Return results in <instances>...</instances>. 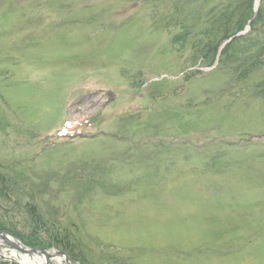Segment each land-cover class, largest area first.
I'll list each match as a JSON object with an SVG mask.
<instances>
[{
  "label": "rangeland",
  "instance_id": "obj_1",
  "mask_svg": "<svg viewBox=\"0 0 264 264\" xmlns=\"http://www.w3.org/2000/svg\"><path fill=\"white\" fill-rule=\"evenodd\" d=\"M170 4L0 0V222L64 245L7 231L24 246L83 264H264V64L246 75L247 54L176 48ZM83 119L95 137L59 136Z\"/></svg>",
  "mask_w": 264,
  "mask_h": 264
},
{
  "label": "trees",
  "instance_id": "obj_2",
  "mask_svg": "<svg viewBox=\"0 0 264 264\" xmlns=\"http://www.w3.org/2000/svg\"><path fill=\"white\" fill-rule=\"evenodd\" d=\"M171 2L173 4L169 7L172 16H176L174 27L179 30L172 37V45L176 48H184L194 39L190 48L195 54L202 60L214 61L223 42L242 31L252 20L247 34L234 38L224 46L219 62L232 59L238 54L240 56L247 54L246 64H243L245 67L243 73L246 75L251 73L250 70L264 64V0H260L256 14L253 12L254 0H171ZM4 176L0 174V198L8 200L9 181ZM24 208L27 215L31 216V213L35 215L34 223L41 222V219L43 221L41 213L40 215L36 213L37 208L30 207L29 204H25ZM0 230L9 231L30 246H55L54 244L64 246L58 240L46 243L43 239L33 237L36 234L33 231L26 237L1 222Z\"/></svg>",
  "mask_w": 264,
  "mask_h": 264
},
{
  "label": "bare ground",
  "instance_id": "obj_3",
  "mask_svg": "<svg viewBox=\"0 0 264 264\" xmlns=\"http://www.w3.org/2000/svg\"><path fill=\"white\" fill-rule=\"evenodd\" d=\"M14 243L17 246H19L17 242L14 241ZM0 257H4L9 260L16 261L20 264H50L49 263L50 260H48L44 254H34L32 256L33 258H30L29 255L19 254L16 251H10V252L0 253ZM54 260H56L58 264H62L64 258L62 256L54 255Z\"/></svg>",
  "mask_w": 264,
  "mask_h": 264
},
{
  "label": "water",
  "instance_id": "obj_4",
  "mask_svg": "<svg viewBox=\"0 0 264 264\" xmlns=\"http://www.w3.org/2000/svg\"><path fill=\"white\" fill-rule=\"evenodd\" d=\"M256 4H258V0L256 2ZM242 33H239L238 36L242 35ZM0 238L4 241H6L11 247L19 250L20 252L24 253V254H29V255H33V254H44L47 259L49 260V253L46 251V249L42 248V247H36V248H28L26 246H24L19 240L15 239L11 234L7 233V232H1L0 231ZM13 240V241H12ZM17 242L19 244V246H17L15 243Z\"/></svg>",
  "mask_w": 264,
  "mask_h": 264
}]
</instances>
